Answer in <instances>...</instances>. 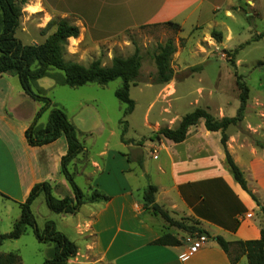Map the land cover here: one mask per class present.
Instances as JSON below:
<instances>
[{
  "label": "crops",
  "instance_id": "0c3cea01",
  "mask_svg": "<svg viewBox=\"0 0 264 264\" xmlns=\"http://www.w3.org/2000/svg\"><path fill=\"white\" fill-rule=\"evenodd\" d=\"M29 1L31 6L39 7L36 14L50 8L54 14L66 16L80 28V36L69 39V42H75L71 45L73 50L82 44L92 47L107 43L142 26L168 22L179 24L184 32L196 30L208 36L209 43L215 41L211 32L217 30L223 34V41L213 43L227 50L235 39L233 25L241 6L245 1L251 3L249 0ZM55 70L49 68L44 77L32 80L33 89L47 95L58 86H68L64 74L59 77ZM52 103L66 112L82 141L85 132L81 127H89L84 115L72 118L63 104ZM41 107V103L24 92L18 77L0 75V193L9 198L0 196V199L14 204L20 212V204L39 183L50 182L57 198L73 195L61 172V161L68 151L66 137L37 147L31 146L26 138V131ZM86 107L89 109L90 106L86 104ZM48 118L49 111L41 116L34 132L43 130ZM150 128L152 130V126ZM259 134L264 142V133ZM221 138L220 131H208L201 119L189 129L182 143L176 144L161 137L156 144H134V157L122 155L127 164L116 172L106 163L110 150L105 143L96 155L104 164L92 159V171H80V174L88 180L89 190L97 189L110 200L85 204L75 215L58 214L61 226L67 225L66 222L71 224L75 238H69L79 249L69 264H248L247 256L235 243L260 239L264 227L261 207L252 197L253 194L264 205V147L241 143L237 136L229 135L228 151L244 173L246 191L228 169ZM83 154L71 165L75 174ZM148 158L159 161L154 174L157 180L151 176ZM131 160L138 162L142 176L149 175L151 184L157 186L156 203L174 221L195 226L208 237L196 254L183 259L189 252L187 239L199 234L171 226L145 208L147 186H134L128 179L133 171ZM161 176H165L166 181ZM136 191L142 193V198L136 195ZM55 224L65 234L56 221ZM164 234L174 236L181 244H155ZM218 237L231 243L228 251L222 249ZM236 257L239 260L234 263Z\"/></svg>",
  "mask_w": 264,
  "mask_h": 264
},
{
  "label": "rangeland",
  "instance_id": "374dc122",
  "mask_svg": "<svg viewBox=\"0 0 264 264\" xmlns=\"http://www.w3.org/2000/svg\"><path fill=\"white\" fill-rule=\"evenodd\" d=\"M249 1L250 4L245 1L241 6L237 22L233 25L235 39L229 43L227 50L214 45L213 40L209 43V37L196 30L184 32L181 28L176 31L163 25L142 26L92 47L82 44L80 48L73 50L71 45L75 42H68L65 59L86 66L98 58H101L104 66H110L114 56H131L136 47L142 55L140 77L130 91L131 99L136 104L135 110L127 117L124 116L126 105L115 95L122 85L121 79L106 85L94 82L79 88L58 86L46 95L52 102L63 104L70 117L83 114L87 119L89 127H81L85 132L81 137L85 151L75 174V180L84 193H89V185L80 171L90 173L92 159L104 164L96 155L104 148L105 143H108L110 150V157L105 158L106 163L116 172L123 164H127L126 160L123 162L122 155L134 157V144H156L158 141L155 133L159 129L176 128L183 116L196 108L206 109L217 119L235 117L240 107L237 76H241L242 81L247 84L250 95L243 121L231 126L226 133L228 136H237L241 143L264 147V142L261 141L263 136L259 134L264 133V38L258 42L252 41L253 37L264 32V0ZM30 6L28 0L23 6L21 26L17 32V37L25 44L42 43L56 30V26L46 29L52 20L62 18L74 24L66 16L54 14L53 9L45 8L40 14H36L29 10ZM168 40H173L177 48L171 63L176 73L175 78L168 84H156L154 54L159 45ZM55 71L61 77L62 72ZM52 76L57 79L56 75ZM86 104L90 106L89 109ZM124 126L127 128L123 137L125 142L122 140ZM151 149L154 150V147L151 146ZM148 161L151 176L157 180V175L154 174L159 161L149 158ZM131 162L133 171L128 175L130 183L148 187L151 184L150 176H142L138 162ZM161 178L166 181L165 176ZM136 195L142 198L141 192L136 191ZM33 212L41 229L47 221H56L68 237L75 238L71 224L66 222L67 225L61 226L58 214L48 208L44 195L35 202ZM20 214L17 206L0 199V234L11 232ZM53 246L51 242H39L34 230L28 227L20 239L5 241L0 252L18 253L22 264H43L50 258Z\"/></svg>",
  "mask_w": 264,
  "mask_h": 264
},
{
  "label": "trees",
  "instance_id": "16d2710c",
  "mask_svg": "<svg viewBox=\"0 0 264 264\" xmlns=\"http://www.w3.org/2000/svg\"><path fill=\"white\" fill-rule=\"evenodd\" d=\"M28 0H0V75L9 74L18 77L22 89L33 100L42 104L37 112L31 126L26 131V138L31 146H44L55 142L65 136L68 142L67 154L61 161V172L70 185L73 195L57 198L53 195V188L50 182L39 183L34 186L28 199L20 204L21 217L14 223L11 232L0 234V248L7 240H18L27 231L28 227L34 230L35 236L41 243L51 242L54 246L51 249V256L43 264H69V261L78 254L77 244L66 234L58 231L56 224L47 221L44 228L37 224L36 216L32 210L35 200L42 194L45 196L48 208L56 214L75 215L85 204H93L100 201H108L110 197L97 189H90L86 194L75 180V173L71 170L73 161L85 151L83 143L79 139L78 130L70 121L66 112L57 106H53L52 100L46 95L36 92L32 87V80L45 76L49 68L62 72L66 84L71 88H79L89 83L106 85L112 81L121 79L122 86L115 92L116 97L126 105L124 116L132 114L135 110V101L131 99V87L135 86L142 68V55L139 48L126 58L114 56L110 66H104L101 58L93 60L89 65L67 61L65 59L66 48L70 38L80 36V28L66 19L52 20L46 29L56 26V30L49 34L39 44H25L18 37L17 32L21 26V14L23 6ZM177 30L181 26L177 23L168 22L161 24ZM212 38L217 43H222L223 34L217 30L211 32ZM264 38V32L253 37V42ZM177 48L173 40H168L158 47L154 54V61L157 68L155 75L156 84H168L175 78V70L172 68L173 55ZM237 87L240 91V107L235 117L215 118L204 108H196L181 119L176 128H161L155 133L156 138L164 137L176 144L186 140L189 129L196 126L201 119L205 121V127L210 132H221V143L226 155V164L229 171L241 187L248 191L246 179L241 168L235 163L228 151L227 142L229 136L227 130L243 121L250 89L242 81L241 76L236 77ZM49 111V118L43 130L34 132L35 126L41 116ZM123 123V121L121 122ZM126 124V123H125ZM127 128L124 126L122 140ZM154 140V139H152ZM125 142V141H124ZM157 186L149 184L144 191L145 208L154 215L160 216L169 225L183 229L190 234H203L201 229L195 226L185 225L174 221L167 211L156 203ZM252 194V193H250ZM3 198L9 199L0 193ZM252 197L261 207L264 217V205L252 194ZM218 243L224 251L229 250L231 243L218 237ZM155 244L163 246H177L181 242L170 234L161 236ZM238 248L247 256L248 264H264V227L258 240L238 241L235 243ZM239 257L234 259L237 263ZM0 264H22L21 256L16 252H0Z\"/></svg>",
  "mask_w": 264,
  "mask_h": 264
},
{
  "label": "built area",
  "instance_id": "2783aa9c",
  "mask_svg": "<svg viewBox=\"0 0 264 264\" xmlns=\"http://www.w3.org/2000/svg\"><path fill=\"white\" fill-rule=\"evenodd\" d=\"M207 241L208 237L204 234H200L195 237H189V239H187V242L189 243V252L188 255H186L183 259L186 260L190 256L196 254L205 245Z\"/></svg>",
  "mask_w": 264,
  "mask_h": 264
},
{
  "label": "bare ground",
  "instance_id": "6f19581e",
  "mask_svg": "<svg viewBox=\"0 0 264 264\" xmlns=\"http://www.w3.org/2000/svg\"><path fill=\"white\" fill-rule=\"evenodd\" d=\"M29 10H30L32 13H36V12L39 10V7H33V6H31V7L29 8Z\"/></svg>",
  "mask_w": 264,
  "mask_h": 264
},
{
  "label": "water",
  "instance_id": "95a60500",
  "mask_svg": "<svg viewBox=\"0 0 264 264\" xmlns=\"http://www.w3.org/2000/svg\"><path fill=\"white\" fill-rule=\"evenodd\" d=\"M36 45V44H35Z\"/></svg>",
  "mask_w": 264,
  "mask_h": 264
}]
</instances>
